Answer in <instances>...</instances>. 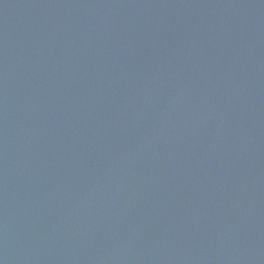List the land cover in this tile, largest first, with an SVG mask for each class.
Listing matches in <instances>:
<instances>
[{
  "label": "water",
  "instance_id": "obj_1",
  "mask_svg": "<svg viewBox=\"0 0 264 264\" xmlns=\"http://www.w3.org/2000/svg\"><path fill=\"white\" fill-rule=\"evenodd\" d=\"M0 264H264V0H0Z\"/></svg>",
  "mask_w": 264,
  "mask_h": 264
}]
</instances>
